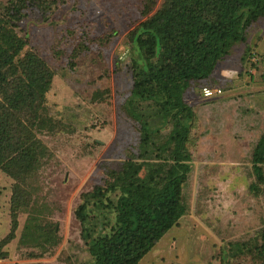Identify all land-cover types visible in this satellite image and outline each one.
<instances>
[{
  "label": "rangeland",
  "instance_id": "1",
  "mask_svg": "<svg viewBox=\"0 0 264 264\" xmlns=\"http://www.w3.org/2000/svg\"><path fill=\"white\" fill-rule=\"evenodd\" d=\"M145 2L0 0L2 16L19 10L16 33L26 42L20 57L34 53L53 72L45 111L50 124L36 132L50 156L23 185L30 202L18 214L16 238L0 250V264H94L76 211L83 194L106 187L110 172L121 171L130 158L141 164L140 119L153 133L150 169L166 176L172 114L162 109L161 95L158 101L131 97L135 64L145 65L136 36L165 0H156L147 16ZM204 87L222 94L206 98ZM184 98L194 117L187 144L191 171L183 187L187 212L139 264H263L254 249L264 229V185L256 183L252 158L264 134V18ZM155 146L163 148L159 156ZM148 173L143 169L141 177ZM15 183L0 170V243L11 231ZM88 207L100 220L99 231L113 223L114 214ZM31 217L39 240L24 243ZM45 230L57 241L44 240Z\"/></svg>",
  "mask_w": 264,
  "mask_h": 264
},
{
  "label": "trees",
  "instance_id": "2",
  "mask_svg": "<svg viewBox=\"0 0 264 264\" xmlns=\"http://www.w3.org/2000/svg\"><path fill=\"white\" fill-rule=\"evenodd\" d=\"M155 1L146 0V16ZM18 11L15 8L6 16L0 14V170L16 182L11 231L1 241L0 250L16 238L18 214L29 205L31 193L23 185L50 156L36 132L50 124L45 111L53 72L34 53L20 57L26 42L16 33L21 19L16 16ZM262 18L264 0H165L162 8L141 24L136 45L145 65L135 64L131 97L164 98L161 107L172 114L173 120L169 138L172 148L167 151L172 165L164 177L150 169L146 157L153 133L147 122L138 120L142 154L137 158L141 164L130 158L121 171L110 172L106 187L96 186L83 194V203L76 211L94 264H139L186 215L183 187L191 171L187 144L189 121L194 117L185 93L192 83L209 79L235 44L245 41L247 29ZM129 113L138 118L136 112ZM154 150L157 156L163 153L162 147L155 146ZM252 164L257 185H264V134L254 150ZM143 169L149 173L141 177ZM116 191L120 192L118 198L108 197L109 192ZM89 204L94 210L102 209L103 214H114L113 223L101 225L99 231L100 220L91 218ZM31 218L24 243L39 240L37 219ZM42 238L48 243L57 241L53 230L44 232ZM245 247L238 245L239 249ZM254 252L264 264V229Z\"/></svg>",
  "mask_w": 264,
  "mask_h": 264
},
{
  "label": "built area",
  "instance_id": "3",
  "mask_svg": "<svg viewBox=\"0 0 264 264\" xmlns=\"http://www.w3.org/2000/svg\"><path fill=\"white\" fill-rule=\"evenodd\" d=\"M205 89H208L211 93H212V95H210V96H206L205 95V93H204V90ZM216 93L217 94H222V90H217V91H214V90H212L211 88H208V87H205L204 89H203V95L206 97V98H212V97H214L215 95H216Z\"/></svg>",
  "mask_w": 264,
  "mask_h": 264
},
{
  "label": "clouds",
  "instance_id": "4",
  "mask_svg": "<svg viewBox=\"0 0 264 264\" xmlns=\"http://www.w3.org/2000/svg\"><path fill=\"white\" fill-rule=\"evenodd\" d=\"M222 75H224V76H234L235 73H229V72L225 71V72L222 73ZM204 93H205L206 96L212 95V93L208 89H205Z\"/></svg>",
  "mask_w": 264,
  "mask_h": 264
}]
</instances>
